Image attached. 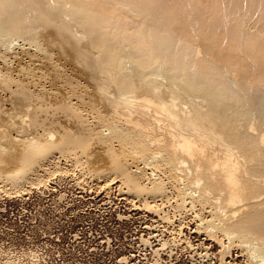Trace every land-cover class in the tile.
I'll list each match as a JSON object with an SVG mask.
<instances>
[{"label": "bare ground", "instance_id": "1", "mask_svg": "<svg viewBox=\"0 0 264 264\" xmlns=\"http://www.w3.org/2000/svg\"><path fill=\"white\" fill-rule=\"evenodd\" d=\"M68 170L264 264V0H0V196Z\"/></svg>", "mask_w": 264, "mask_h": 264}, {"label": "rangeland", "instance_id": "2", "mask_svg": "<svg viewBox=\"0 0 264 264\" xmlns=\"http://www.w3.org/2000/svg\"><path fill=\"white\" fill-rule=\"evenodd\" d=\"M18 64L15 60V66ZM49 179L44 187L30 186L20 197L0 196V252L37 251L41 264H158L152 247L144 246L142 238H160L163 231L156 230L163 224L120 192V183L105 190L104 183L83 179L72 170L57 172ZM187 220L179 239L183 242L187 236L198 254L179 242L173 254L170 248L161 253L163 263L222 264L220 245L198 232L190 216ZM158 238L151 239L154 248ZM203 243L211 248V257L199 255L205 254L200 247ZM238 256L240 250H234L227 261L243 264V257Z\"/></svg>", "mask_w": 264, "mask_h": 264}, {"label": "built area", "instance_id": "3", "mask_svg": "<svg viewBox=\"0 0 264 264\" xmlns=\"http://www.w3.org/2000/svg\"><path fill=\"white\" fill-rule=\"evenodd\" d=\"M41 258V255L37 251H23L19 254L13 251L0 252V264H7V262L13 261H17L19 264H41Z\"/></svg>", "mask_w": 264, "mask_h": 264}]
</instances>
